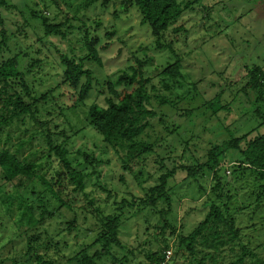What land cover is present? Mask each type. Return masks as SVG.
Segmentation results:
<instances>
[{"label":"rangeland","instance_id":"1","mask_svg":"<svg viewBox=\"0 0 264 264\" xmlns=\"http://www.w3.org/2000/svg\"><path fill=\"white\" fill-rule=\"evenodd\" d=\"M109 1L103 4L104 0H97L91 5V0H0V42L4 40L0 43V63L18 58L21 72L40 100V125L26 116L0 138V151L17 153L19 162L37 166L32 180L22 178L10 183L2 180L0 170V264L25 262L29 252L33 255L28 241L39 254L48 255L57 264H69L70 258L94 242L103 218L115 214L123 200L136 202L155 186L165 171L155 167L156 161L170 157L178 166L188 164L190 156L203 161L213 144L221 145L245 134L253 140L264 134V95L261 89L248 86L249 69L257 66L264 71V0H179L182 6L190 4L191 8L164 34L162 43L168 47L163 50L156 46L151 27L141 24V16L130 0ZM11 5L15 8H8ZM34 15H43L50 24L58 25L61 35L46 36L42 21ZM78 17L92 28L91 36L99 37V48L109 43L106 32L116 30L109 49H101L103 66L84 63L94 73L93 89L84 104L76 100L75 90L61 85L63 68L58 55L85 57L84 32L80 36L78 27L70 31L71 25H78ZM98 22L101 25L97 28ZM176 29L181 30L176 33ZM135 56L149 61L147 74L157 89L151 93L154 106L159 97L170 99L172 104L161 106L163 122L155 120L140 139L156 144L154 156L131 173L123 170L119 157L89 125L87 111L93 104L106 106L107 81H115L127 71ZM175 61L182 63L186 79L181 86L166 80L174 89L173 96L163 90L161 73L167 62ZM43 96H47L44 102ZM213 101L217 106L209 108ZM49 137L53 144L68 150L75 169L88 175L83 192H75V185L50 153ZM185 141L190 149L183 154ZM84 155L96 161L94 167ZM235 158L233 152H226V165L219 169L223 192L230 194L222 201L236 220L240 243L253 254L246 255V264H257L258 259L264 261V194L260 202L256 198L264 193L260 188L264 180H255L250 173L236 179L232 172ZM199 180L187 179L181 171L170 180L172 210L161 219L148 211L135 216L137 208L124 209L120 235L130 252L125 264H151L149 253L165 248L161 235L167 223L178 237L193 233L208 213L203 203L212 197L211 176ZM15 191L29 203L33 217L39 221L26 233L17 209L8 211L4 203V194ZM164 209L166 206L159 204L157 211ZM166 237L172 244V258L166 264H190L191 258H183L182 251L173 248V237ZM199 246H195L197 250ZM237 248L236 256H241L242 248ZM116 253L124 256L121 251ZM227 256L232 254L226 252Z\"/></svg>","mask_w":264,"mask_h":264},{"label":"trees","instance_id":"2","mask_svg":"<svg viewBox=\"0 0 264 264\" xmlns=\"http://www.w3.org/2000/svg\"><path fill=\"white\" fill-rule=\"evenodd\" d=\"M96 1L91 0V5ZM109 2V0H104L103 4H108ZM130 2L137 8L141 16V24L151 27L156 46L160 50L168 47L162 43L164 34L182 18L186 10L191 8L190 4L182 6L179 0H130ZM11 7L15 8L14 5L8 8ZM34 16L42 21L46 36L61 35L58 25L50 24L43 15L41 17L38 15ZM77 21L78 25H71L70 31H76L78 27L80 36L84 32L85 57L79 59L74 54L67 53H59L58 55L63 68L61 85L75 90L77 93L76 100L80 104H84L93 89L94 80V73L86 69L84 63L92 61L100 67L103 66L100 55L101 49H109L111 46L110 41L116 36V30L106 32L105 38L109 43L99 48L100 39L99 37L91 36L92 32L90 29L92 28L88 23L81 18L77 19ZM100 25L99 22L95 24L97 28ZM180 30L176 29L175 32L177 33ZM61 38H65V33H63ZM0 43L4 44V40ZM148 63V59L135 56L133 64L127 71L118 75L115 81H107L108 97L106 98V106L93 104L87 111L89 125L102 138L104 144L112 148L119 157L123 170L131 173L134 172L135 166L146 163L149 158L154 156L153 151L156 148V144L143 142L140 139L155 120L163 122L161 106L172 104L170 99L159 97V101L154 106L151 93L156 92L157 89L151 85V78L147 74L146 67ZM20 67V61L16 57L0 63V138L7 128H10L16 122L22 121L26 116L31 117L40 125L38 121V104L40 100L32 93V87L28 84L26 75L21 72ZM163 68L161 73L162 88L166 92L173 93L174 96V89L166 80L173 81L179 86L182 85V81L186 79L182 72V63L180 61L167 62ZM248 74L250 78L248 86L254 90L261 89L260 92L263 96L264 71L260 67L255 66L248 70ZM46 98L47 96H43L42 102ZM215 101H213V105L209 104V108L217 106ZM247 137L248 135L245 134L221 145H211L206 150L203 161L196 156H190L188 164L179 166L170 157L169 159L156 161L155 167L157 166L159 171H165L159 175L155 186L147 189L145 197L138 199L137 203H129L123 200L122 206L115 211V214L103 218L101 220V231L94 242L70 258L69 264H107V260L125 264L128 261L130 252L127 251V247L122 242L120 235L124 209L137 208L138 210L134 213L135 216L145 211L159 217L168 216L172 210L170 194L173 193V188L169 187L170 180L174 179L180 171L186 175L187 179L195 182H199V179L205 178L207 175L211 176L213 186L209 191H211L212 197L203 203V206L208 209V213L188 237H178L176 230L167 223L163 227L161 235L162 244L165 248L162 252H151L149 253L150 255L148 254L151 264H166V252L172 250V244L170 246L166 237L167 234L171 238L173 237V248L181 250L183 258L192 259L190 264H227L226 260L233 261L231 264H246L248 260L246 255L253 256V254H249L246 247L240 243L241 232L235 228L236 220L231 215L229 206L222 201L223 196L228 195V193L224 194L223 192L224 187L221 182L219 169L226 165V152L231 151L236 156V160L232 162V172L236 179H239L243 173H250L256 177L255 180H264V134L256 135L253 140H248ZM47 143L50 153H54L63 168V174L69 179L70 183L75 185V192H83L88 175L73 167V163L69 160L68 150L63 145L53 144L50 137ZM182 144L185 145V150H183V154H185L186 149L190 148L187 147L189 145L186 141ZM16 154H11L9 151H0V170L2 180L6 183L17 179L21 181L22 178L32 180L37 168L34 163L23 164L19 162ZM84 157L85 161L94 167L96 161H90L86 155ZM183 158L184 156L182 155L180 159ZM168 165L171 166L170 169L167 167ZM79 166L81 167L82 165L80 164ZM40 180L43 182L42 178ZM44 184L48 183L44 182ZM200 188L203 187L200 186ZM260 188L264 192V184ZM205 191H207V188ZM0 193H3L1 187ZM263 194L256 196L257 202H260ZM4 196V203L8 211L13 212L14 208L17 209L20 223L25 233L39 224V221L33 217V208L22 198V195L15 191V193L4 194ZM227 197L229 198L230 194ZM159 204L166 206L167 209L157 211ZM45 213L46 211L44 210L43 214L40 215L42 219ZM28 244L33 255L30 256L31 253L29 252L27 254L28 259L25 262H14L13 264H57L48 255L39 254L31 246V241H28ZM197 245L201 247L198 250L195 247ZM237 247L242 248L241 256H236ZM116 251H121L124 256L122 258L118 257ZM226 252L231 253L232 256L225 257ZM223 254L225 255L220 260V263L218 258ZM256 263L264 264V261L258 259Z\"/></svg>","mask_w":264,"mask_h":264},{"label":"built area","instance_id":"3","mask_svg":"<svg viewBox=\"0 0 264 264\" xmlns=\"http://www.w3.org/2000/svg\"><path fill=\"white\" fill-rule=\"evenodd\" d=\"M228 174H230V172H228ZM172 250H168L166 252V262H168L172 257Z\"/></svg>","mask_w":264,"mask_h":264}]
</instances>
